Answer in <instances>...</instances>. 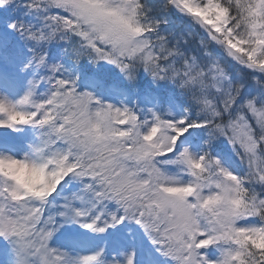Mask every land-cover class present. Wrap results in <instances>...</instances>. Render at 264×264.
<instances>
[{"label": "snow or ice", "instance_id": "6c2138e0", "mask_svg": "<svg viewBox=\"0 0 264 264\" xmlns=\"http://www.w3.org/2000/svg\"><path fill=\"white\" fill-rule=\"evenodd\" d=\"M0 264H264V0H0Z\"/></svg>", "mask_w": 264, "mask_h": 264}]
</instances>
